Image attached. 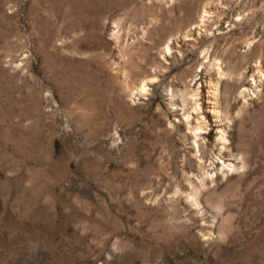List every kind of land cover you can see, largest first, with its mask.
<instances>
[{
    "label": "rangeland",
    "instance_id": "rangeland-1",
    "mask_svg": "<svg viewBox=\"0 0 264 264\" xmlns=\"http://www.w3.org/2000/svg\"><path fill=\"white\" fill-rule=\"evenodd\" d=\"M0 264H264V0H0Z\"/></svg>",
    "mask_w": 264,
    "mask_h": 264
}]
</instances>
